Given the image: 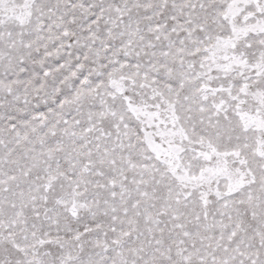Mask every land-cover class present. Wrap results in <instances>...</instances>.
<instances>
[{
  "label": "snow or ice",
  "instance_id": "1",
  "mask_svg": "<svg viewBox=\"0 0 264 264\" xmlns=\"http://www.w3.org/2000/svg\"><path fill=\"white\" fill-rule=\"evenodd\" d=\"M0 264H264V0H0Z\"/></svg>",
  "mask_w": 264,
  "mask_h": 264
}]
</instances>
